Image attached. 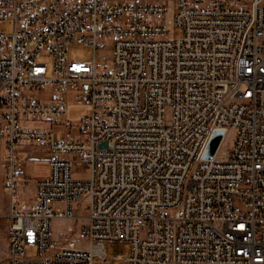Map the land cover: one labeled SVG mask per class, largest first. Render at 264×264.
<instances>
[{"label":"built area","instance_id":"1","mask_svg":"<svg viewBox=\"0 0 264 264\" xmlns=\"http://www.w3.org/2000/svg\"><path fill=\"white\" fill-rule=\"evenodd\" d=\"M2 23L8 264H106L105 240L127 264H264V0H0ZM46 88L86 108L76 130L31 126L68 120L67 98L29 96ZM35 148L48 173L18 207Z\"/></svg>","mask_w":264,"mask_h":264},{"label":"rangeland","instance_id":"2","mask_svg":"<svg viewBox=\"0 0 264 264\" xmlns=\"http://www.w3.org/2000/svg\"><path fill=\"white\" fill-rule=\"evenodd\" d=\"M11 26L9 23L0 24V30L8 32L10 31ZM180 34V30H176V35ZM68 55L71 59L77 60H90L93 58L92 48L89 46H84L80 44L73 43L69 46ZM100 53H97L95 56L99 62ZM29 96H38L40 98H47L49 96L55 97H65L68 99L69 108L67 111V121L63 122H54V121H37L31 123V126H42L48 127L55 132L56 136L61 135L63 132H67L69 130H76V125L74 120L83 112H85L86 108L73 102L70 93L60 92L58 90L52 88H46L40 92L30 93ZM232 138V132L229 130L226 133L227 145ZM22 155H24L22 153ZM25 156V155H24ZM47 158L46 150L43 148H35L34 154L31 156L27 164V173L31 176L29 180L28 187L25 192L20 194L18 205H25L29 202V197L32 196V189L35 183L36 177L40 175H45L48 173V168L45 164ZM88 171L86 168L81 165L75 164L72 167V175L75 177H86ZM56 203H53L52 206H56ZM70 225L69 221L59 218H54L51 220V228L54 234V239L56 241L59 240V234L65 232ZM78 246H87L84 242H77ZM105 257L107 259L106 264H127L124 261V257L128 256L130 253V246L127 242L123 240H105L103 241ZM33 250H26L27 255L33 254ZM92 264H105L103 259L97 255L93 258Z\"/></svg>","mask_w":264,"mask_h":264},{"label":"crops","instance_id":"3","mask_svg":"<svg viewBox=\"0 0 264 264\" xmlns=\"http://www.w3.org/2000/svg\"><path fill=\"white\" fill-rule=\"evenodd\" d=\"M3 150H4L3 145H0V264H8V241L6 238V231H7L8 223H7V220L5 219V215L9 211L10 202H9L8 195L4 192V189H3L4 167H3V162L1 159V153L3 152ZM27 164H26V169H27ZM23 192H25V190ZM23 192H21L20 194H22ZM33 193H34V185L32 189V196L29 197V200H30L29 202H31ZM20 194L17 195L18 200H19ZM18 200L16 202L17 206L18 207L24 206V204L18 205ZM29 202H27L25 205H27Z\"/></svg>","mask_w":264,"mask_h":264},{"label":"water","instance_id":"4","mask_svg":"<svg viewBox=\"0 0 264 264\" xmlns=\"http://www.w3.org/2000/svg\"><path fill=\"white\" fill-rule=\"evenodd\" d=\"M224 131L223 130H215L210 138V141L203 153V158H211L217 147H218V144L222 138V135H223Z\"/></svg>","mask_w":264,"mask_h":264}]
</instances>
